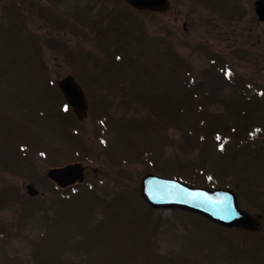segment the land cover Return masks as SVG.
Returning <instances> with one entry per match:
<instances>
[{"label": "rangeland", "instance_id": "374dc122", "mask_svg": "<svg viewBox=\"0 0 264 264\" xmlns=\"http://www.w3.org/2000/svg\"><path fill=\"white\" fill-rule=\"evenodd\" d=\"M254 1L170 0L154 12L125 0H0V264H264ZM68 74L86 94L82 120L57 88ZM72 161L85 166L82 183L46 177ZM147 171L231 185L260 228L149 211ZM28 182L40 194L29 197Z\"/></svg>", "mask_w": 264, "mask_h": 264}, {"label": "water", "instance_id": "95a60500", "mask_svg": "<svg viewBox=\"0 0 264 264\" xmlns=\"http://www.w3.org/2000/svg\"><path fill=\"white\" fill-rule=\"evenodd\" d=\"M137 9L163 11L168 7V0H126ZM255 12L264 20V0L255 2ZM58 87L67 103L72 107L78 120L88 110L84 91L74 76L69 74L58 81ZM47 176L59 186H66L83 180V166L79 162L67 163L47 170ZM30 196L38 194L34 184L26 185ZM142 197L153 207H173L198 213L208 220L224 227H241L256 230L259 217H252L238 205L235 193L230 189L193 188L178 180L145 174L140 182Z\"/></svg>", "mask_w": 264, "mask_h": 264}, {"label": "trees", "instance_id": "16d2710c", "mask_svg": "<svg viewBox=\"0 0 264 264\" xmlns=\"http://www.w3.org/2000/svg\"><path fill=\"white\" fill-rule=\"evenodd\" d=\"M184 70H186V71H189L188 67H186ZM183 74H184V73H183ZM256 139H258V140H259V138H256Z\"/></svg>", "mask_w": 264, "mask_h": 264}, {"label": "flooded vegetation", "instance_id": "af4514ba", "mask_svg": "<svg viewBox=\"0 0 264 264\" xmlns=\"http://www.w3.org/2000/svg\"><path fill=\"white\" fill-rule=\"evenodd\" d=\"M262 24H264V23H262Z\"/></svg>", "mask_w": 264, "mask_h": 264}]
</instances>
